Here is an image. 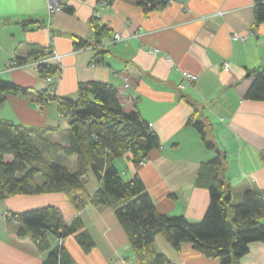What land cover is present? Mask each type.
Instances as JSON below:
<instances>
[{"label":"crops","instance_id":"obj_1","mask_svg":"<svg viewBox=\"0 0 264 264\" xmlns=\"http://www.w3.org/2000/svg\"><path fill=\"white\" fill-rule=\"evenodd\" d=\"M112 1L104 6L100 0H64L60 11L50 13L49 0H0V74L29 89L26 95H7L0 104V119L34 127L33 136L42 146L69 143V120L59 113L57 102L42 107L34 102L36 91L49 85L48 76L42 77L35 65L37 60L7 68L9 60L28 58L30 45L47 48V54L54 49L64 55L61 71L54 77L58 94L76 98L81 83L106 82L119 89L125 111H133L137 104L151 124L160 148L152 149L139 166L129 152L114 164L127 180L141 176L161 214L184 216L194 223L202 220L210 186L219 173L210 163L218 151L207 148L200 131L188 124L195 112L191 100L203 108L202 118L226 158L223 174L229 182L230 203L239 205L249 189L264 197V100L247 97L254 81L251 71L264 67V23L258 24L255 17L256 4L264 0H168L148 12L143 6L146 0ZM92 17L109 31L102 37L108 51L101 63L95 61V47L74 45L75 36L96 39ZM115 33L125 38L111 44ZM225 62L230 63L228 70ZM182 71L198 75L185 90L179 86ZM47 127L52 129L44 131ZM56 157L72 171L77 169L76 155ZM83 182L88 196L100 184L91 169ZM53 205L63 211L68 224L75 217L84 224L64 241L76 264H139L115 209L88 203L78 212L65 191L0 199V264H44L57 246L56 235L45 231L51 247L40 251L34 237L20 238L21 224L9 223L3 213ZM80 232H88L95 243L88 252L79 242ZM153 246L171 264H219L190 242L176 250L157 235ZM249 247L239 264H264V241H253Z\"/></svg>","mask_w":264,"mask_h":264},{"label":"trees","instance_id":"obj_2","mask_svg":"<svg viewBox=\"0 0 264 264\" xmlns=\"http://www.w3.org/2000/svg\"><path fill=\"white\" fill-rule=\"evenodd\" d=\"M167 1L146 0L143 6L148 12L165 6ZM255 17L258 24L264 23V1L256 4ZM90 24L96 39L89 41L75 36L74 45L76 49L95 47V61L101 63L108 51L102 44V37L109 31L97 17H92ZM28 49V58L16 59L19 64H25L30 58L40 60L48 53L47 48L37 45H30ZM38 70L44 78L49 75L55 77L61 71L48 63L40 64ZM251 73L254 81L247 97L264 100V67ZM49 86L36 91L34 102L52 99ZM78 90L76 98L62 95L56 98L59 113H65L69 120L68 144L42 146L33 136L37 131L34 127L0 119V199L20 194L65 191L79 212L88 203L109 205L115 209L139 264H171L166 254L154 249L157 235H162L176 250L190 242L195 250L219 260V264H239L241 256L250 250L249 245L253 241H264V197L262 193L249 189L244 192L239 205L230 203L229 182L220 177L227 169L226 158L220 154L212 128L202 118L204 110L197 103L189 101L195 112L188 124L200 131L207 148L218 151L210 163L217 166L219 173L210 186V202L205 217L194 223L184 216L161 214L141 176L127 180L114 164L115 159L129 152L133 164L139 166L149 157L152 149L161 146L158 135L149 121L142 117L137 104H134L133 111H125L119 99V89L106 82H83ZM15 93L26 95L29 89L3 79L0 74V104L5 103L8 94ZM50 129L52 127H47L44 131ZM62 153L77 156L76 170L72 171L57 160L56 154ZM89 169L100 180L92 196L86 194L83 182ZM78 193H81V198ZM7 214L9 223L16 221L21 224L17 231L19 237L33 236L40 251L51 247L45 231L65 238L84 226L80 217H75L73 223L68 224L63 211L54 205ZM77 236L85 252L95 246L88 232H80ZM56 245L44 264H76L64 244Z\"/></svg>","mask_w":264,"mask_h":264},{"label":"built area","instance_id":"obj_3","mask_svg":"<svg viewBox=\"0 0 264 264\" xmlns=\"http://www.w3.org/2000/svg\"><path fill=\"white\" fill-rule=\"evenodd\" d=\"M100 2H102V4L105 5H110L113 1L112 0H100ZM49 11L50 13H56L57 11H60L63 7L64 4V0H49ZM221 12V11H220ZM220 12L218 14H220ZM238 34H235L234 38H237ZM125 37L119 33H115L114 38L112 39V42H117V41H122ZM156 51V50H155ZM62 56L60 53L56 52L54 49H51L50 53L47 54L46 57L37 60L35 63V65H40V64H55L57 67L61 66V62H62ZM168 60H171L170 56H167ZM14 66H18V62L16 60H9L7 62V68H13ZM230 67V63L229 62H225L224 63V68L226 70H228ZM181 75L182 77V81L179 83V86L181 87V89L185 90L188 87H190V85H192L193 83H195L198 80V75L193 73V72H188V71H182ZM56 77V76H55ZM47 81H49V87H50V91H52L53 95H52V99L49 98L47 101H42L41 99L38 100L37 102V106L42 107L45 106L51 102H56V98H59L60 94H58L57 91V86H58V81L55 80L54 76H48ZM129 85V82H126V86ZM62 114V116L66 117V114L63 112H60ZM60 240V244H62V240L63 238H59Z\"/></svg>","mask_w":264,"mask_h":264},{"label":"rangeland","instance_id":"obj_4","mask_svg":"<svg viewBox=\"0 0 264 264\" xmlns=\"http://www.w3.org/2000/svg\"><path fill=\"white\" fill-rule=\"evenodd\" d=\"M67 118V117H66ZM80 194L81 193H78V195L80 196ZM80 198H81V196H80ZM75 210H76V208H74ZM77 211V210H76ZM79 212V211H78ZM3 214H7V212H4ZM7 217H8V214H7ZM60 237H58V236H56V242H57V244H60V240L61 239H59ZM66 238V237H65ZM65 238H63V240H62V244H64V241H65Z\"/></svg>","mask_w":264,"mask_h":264},{"label":"water","instance_id":"obj_5","mask_svg":"<svg viewBox=\"0 0 264 264\" xmlns=\"http://www.w3.org/2000/svg\"><path fill=\"white\" fill-rule=\"evenodd\" d=\"M224 178V174H222L221 179Z\"/></svg>","mask_w":264,"mask_h":264},{"label":"bare ground","instance_id":"obj_6","mask_svg":"<svg viewBox=\"0 0 264 264\" xmlns=\"http://www.w3.org/2000/svg\"><path fill=\"white\" fill-rule=\"evenodd\" d=\"M239 39V38H238Z\"/></svg>","mask_w":264,"mask_h":264}]
</instances>
